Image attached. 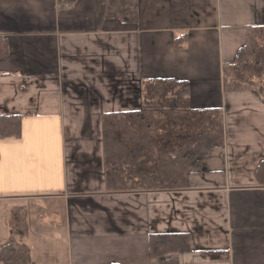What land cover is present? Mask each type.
<instances>
[{
  "label": "crops",
  "instance_id": "crops-1",
  "mask_svg": "<svg viewBox=\"0 0 264 264\" xmlns=\"http://www.w3.org/2000/svg\"><path fill=\"white\" fill-rule=\"evenodd\" d=\"M107 2H0V115L22 117L0 137V244L22 206L29 264H152L162 232L190 234L179 264H264V96L222 75L264 25V0H138V22ZM169 78L221 112L223 143L198 153L183 189L110 191L104 114L138 110L145 83Z\"/></svg>",
  "mask_w": 264,
  "mask_h": 264
},
{
  "label": "trees",
  "instance_id": "trees-1",
  "mask_svg": "<svg viewBox=\"0 0 264 264\" xmlns=\"http://www.w3.org/2000/svg\"><path fill=\"white\" fill-rule=\"evenodd\" d=\"M12 0H0L9 3ZM60 5L76 0H59ZM138 0H108L107 16L138 22ZM67 2V3H66ZM248 38L233 62L223 67L227 90L254 89L264 96V25H252ZM185 34L177 37L178 45ZM0 37V56L9 54ZM258 65V66H257ZM258 74L244 78L240 70ZM190 85L177 79H155L145 83L138 110L103 116L106 184L110 191H161L186 187L188 167L198 153L223 143V116L213 108H194L189 103ZM21 115H0V137L21 134ZM264 185V162L257 169ZM22 206L12 209V234L0 244V263L29 264L31 248L17 237L29 230L28 214ZM186 232L150 234L152 264H179L177 253L191 249Z\"/></svg>",
  "mask_w": 264,
  "mask_h": 264
},
{
  "label": "rangeland",
  "instance_id": "rangeland-1",
  "mask_svg": "<svg viewBox=\"0 0 264 264\" xmlns=\"http://www.w3.org/2000/svg\"><path fill=\"white\" fill-rule=\"evenodd\" d=\"M257 66H258V65H257ZM263 71H264V69H263ZM255 72H256L255 70H253V72L248 71V70H246V68L240 70V73H241V75H242L244 78H249V77L254 76L253 73H255ZM255 75H257V76H255L256 80H258V74L255 73ZM263 78H264V76H263ZM27 225H28V224H27Z\"/></svg>",
  "mask_w": 264,
  "mask_h": 264
},
{
  "label": "built area",
  "instance_id": "built-area-1",
  "mask_svg": "<svg viewBox=\"0 0 264 264\" xmlns=\"http://www.w3.org/2000/svg\"><path fill=\"white\" fill-rule=\"evenodd\" d=\"M65 5H67V4H65Z\"/></svg>",
  "mask_w": 264,
  "mask_h": 264
}]
</instances>
